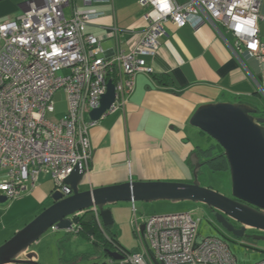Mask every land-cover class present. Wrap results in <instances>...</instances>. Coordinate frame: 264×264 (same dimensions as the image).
Wrapping results in <instances>:
<instances>
[{"label": "built area", "instance_id": "2783aa9c", "mask_svg": "<svg viewBox=\"0 0 264 264\" xmlns=\"http://www.w3.org/2000/svg\"><path fill=\"white\" fill-rule=\"evenodd\" d=\"M77 1L30 0L19 17L0 24V172L4 173L0 195L7 200L34 189L42 174L52 176L54 192L69 195L66 179L78 165L87 171L93 157L90 128L94 122L86 120V114L100 107L111 81L115 100L107 113L125 115L137 75L152 72L147 59L158 54L160 39L169 37L167 22L195 29L208 22L221 35L223 31L233 35L236 54L264 62L259 29L263 0H140L145 28L127 50L120 47L114 29L111 34L117 46L111 55L102 39L86 32L104 14L79 9ZM81 1L89 5L95 0ZM63 71L67 74L61 75ZM61 90L67 112L53 122L49 118L56 112L53 98ZM93 211L102 228L97 208ZM83 213L72 218L68 233H80L74 219ZM195 214V210L153 214L142 224L135 217L132 225L140 252L119 247L121 264H238L225 239L200 240L202 220Z\"/></svg>", "mask_w": 264, "mask_h": 264}, {"label": "crops", "instance_id": "0c3cea01", "mask_svg": "<svg viewBox=\"0 0 264 264\" xmlns=\"http://www.w3.org/2000/svg\"><path fill=\"white\" fill-rule=\"evenodd\" d=\"M28 1L0 0V24L19 17ZM178 1L183 3L185 0ZM77 7L104 14L90 23L86 32L102 39L108 55L117 46V40L111 34L114 29L119 33L120 47L127 50L130 42L146 26L143 20L145 8L140 0H95L89 5L78 0ZM66 10L70 14V8ZM260 12L264 17V0ZM165 27L169 37L161 38L158 54L147 59L152 72L137 75L125 115L121 111L107 113L91 126L93 157L82 190L118 185L129 180L192 183L191 155L198 153L203 160L205 156L199 152L203 147L200 142H207V148L214 144L207 135L190 125L196 110L201 105L220 102H241L264 108V94L255 81L257 79L264 90V62L236 54L232 34L223 31L221 35L208 22H202L197 29L190 25L179 28L172 22H167ZM259 29L264 43V19L260 21ZM160 74L168 76L163 83L154 78ZM85 118L90 121L87 114ZM3 177L4 173L0 172V181ZM53 193L52 176L42 174L34 189L19 198L22 203H33L19 217L13 213L14 205L6 206L9 201L0 202V246L37 217L42 211V203H45L44 207L51 206ZM130 210L124 219L119 211L112 209L114 224L110 232L120 244L118 227L133 228ZM134 211L140 224L149 216L140 214L137 207ZM65 236L63 240L70 241L73 235L65 231ZM79 239L74 242L84 252L78 250L69 259L61 258L60 263L100 264L102 251L86 240L93 251ZM40 244L37 242L34 246ZM30 251L36 254L35 263H49L41 250L32 247Z\"/></svg>", "mask_w": 264, "mask_h": 264}, {"label": "water", "instance_id": "95a60500", "mask_svg": "<svg viewBox=\"0 0 264 264\" xmlns=\"http://www.w3.org/2000/svg\"><path fill=\"white\" fill-rule=\"evenodd\" d=\"M114 100L115 87L109 81L100 107L88 115L90 121H99L106 115ZM190 125L205 133L223 149L231 174L230 196L202 186L199 176L207 165L198 153L190 157L194 178L192 183L129 180L84 191L81 186L86 169L78 165L65 181L69 195L64 197L62 193L54 192L53 204L0 246V264H38L34 262L36 254L30 249L53 226L57 230L70 229L72 218L80 212L97 208L103 226H113L114 217L110 207L119 202L198 203L209 208L216 225L236 239L242 238L247 228L264 232V116L260 110L241 102L204 104L196 110ZM6 200L5 196H0V202ZM234 223L241 227L236 228ZM246 238L264 240V236ZM139 252V248L131 251L132 254ZM106 253L112 264H121L124 260L118 253Z\"/></svg>", "mask_w": 264, "mask_h": 264}, {"label": "rangeland", "instance_id": "374dc122", "mask_svg": "<svg viewBox=\"0 0 264 264\" xmlns=\"http://www.w3.org/2000/svg\"><path fill=\"white\" fill-rule=\"evenodd\" d=\"M60 74L61 75L67 74V71H63ZM53 99L56 106V112L50 115L49 118L53 122H58L66 114L67 98L64 92L61 90L55 94ZM213 143H215V141H213ZM200 144L201 146L204 147V148L201 147L202 150H205L207 148V144H208L207 142H200ZM199 179L203 187H209L219 193L230 196L231 174L229 170L222 172L220 171L210 172L207 166H205L201 171ZM27 196H25V198ZM20 199L7 200L9 202L6 203V206L7 205L9 207L13 205L15 206L13 213H15L14 215L16 217H19V215H21L24 212V210L25 211L27 209L29 210V208L33 204V203H22V200ZM11 201L13 202L11 203ZM44 205L45 203H42V205L40 206L42 211L41 212L39 211L40 212L39 214H41L46 208H48V207H44ZM133 206L135 207L133 208ZM136 207L137 210H139L140 214H143L145 216L153 215V214H172V213L184 212L191 209L195 210L196 214L194 216L200 217L202 220L200 240H202V238L206 236H214L225 239L230 245L231 251L236 257L238 264H257L260 261L264 260V240H253L251 238L236 239L232 235L228 233H224L223 230L221 231L217 227L214 221L215 219H213L212 211L209 208H207L205 205L193 203V202H180L174 204L167 201H159L153 203L119 202L117 204L112 205L111 208L119 211V213H121V215L124 216V219H126L130 208L131 209L130 217L134 219L135 218L134 210ZM39 214H37L36 216H38ZM118 228L121 231L119 238L121 240L120 241L121 244L129 252H131L135 248H138L139 242L134 234V229L128 226H119ZM263 234L264 232L253 229L252 234L251 235L249 234V236H263ZM65 237H66L65 231L63 230H58L56 233H54L52 230H49L38 241V243L41 242V244L36 247L33 246V248H36L44 252V255L48 258L46 262L49 263L47 264H59L61 258L65 257L64 259H69L70 255L72 256L76 255V252L78 250L84 252L74 242V240L76 238L79 239V237L73 235L71 236L70 241L67 239L63 240ZM79 241L83 243L84 246L86 245L87 247L93 250L91 244L86 240L79 239Z\"/></svg>", "mask_w": 264, "mask_h": 264}, {"label": "trees", "instance_id": "16d2710c", "mask_svg": "<svg viewBox=\"0 0 264 264\" xmlns=\"http://www.w3.org/2000/svg\"><path fill=\"white\" fill-rule=\"evenodd\" d=\"M154 78L158 83H163L165 80L168 79V76L164 74H160L154 76ZM254 107L258 108L262 113V115L264 116V108H260L258 106H254ZM208 138L214 141L209 136ZM199 150H200L199 152L205 156V159H203V161L206 162V165L210 169V172H214V171L222 172L229 170V165L226 157L224 156V151L216 142L211 146H209L208 148H206L205 150L202 149ZM74 220L81 227V231L78 235L90 241L94 246H96L97 249H99V251H103L105 249H111L115 251V249H119V247L128 251L119 243L116 236H114L110 232V227H103L104 231L107 233L110 240L104 235V233L100 229V226L96 220L94 211L92 209L85 211L80 217H76ZM91 237H94L95 240L92 241ZM113 245L115 247L117 246V248H115ZM94 264H98V263H94Z\"/></svg>", "mask_w": 264, "mask_h": 264}, {"label": "flooded vegetation", "instance_id": "af4514ba", "mask_svg": "<svg viewBox=\"0 0 264 264\" xmlns=\"http://www.w3.org/2000/svg\"><path fill=\"white\" fill-rule=\"evenodd\" d=\"M230 193H231V190H230ZM259 210V209H258ZM259 211H261V210H259ZM185 212V211H184ZM213 219H214V217H213ZM235 224V226H236V228H240L241 226L239 225V224H236V223H234ZM104 226H103V224H102V228H100L101 230H102V232L104 233V235L110 240V238H109V236L107 235V233L104 231V228H103ZM218 227V226H217ZM219 228V227H218ZM220 229V228H219ZM221 230V229H220ZM222 231V230H221ZM252 231H253V229L252 228H247L246 230H245V232H244V236L242 237V238H246L247 236H249V234L251 235L252 234ZM224 232V231H223ZM231 235V234H230ZM263 236H264V234H263ZM94 238V237H93ZM234 239V238H233ZM94 240H95V238H94ZM93 240V241H94ZM114 246V245H113ZM115 247V246H114ZM115 248H117V246L115 247ZM106 252H108V254L110 253V252H114V253H118V249H115V251L114 250H111V249H105V250H103L102 252H101V255H100V259H101V262H106V263H108V264H112V260L110 259V257L107 255V253ZM119 254V253H118ZM102 259H103V261H102Z\"/></svg>", "mask_w": 264, "mask_h": 264}]
</instances>
